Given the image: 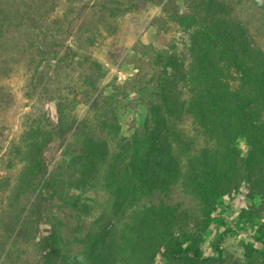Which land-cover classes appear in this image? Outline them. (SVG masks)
Instances as JSON below:
<instances>
[{
	"label": "rangeland",
	"instance_id": "rangeland-1",
	"mask_svg": "<svg viewBox=\"0 0 264 264\" xmlns=\"http://www.w3.org/2000/svg\"><path fill=\"white\" fill-rule=\"evenodd\" d=\"M212 1L32 2L40 28L14 35L13 48L0 49V223L7 204V183L21 166L28 124L36 118L42 123L47 119L57 122L59 103L67 116L78 118L79 125L65 137H55L46 153L53 183L42 220H37L34 202L26 199L28 234H37V238L10 241L0 264H42L40 236L45 227L54 224L62 234V257L57 264H82L79 255L82 251L86 257L94 253L98 240L108 243V249L114 247L108 231L120 226L121 218L113 210V193L102 180L104 164L82 168L72 160L87 134L115 145L114 135L103 128L104 114L90 107L98 88L115 96L112 102L102 99V103L115 109L121 135H146L160 126L157 118L164 119L159 131L174 147L182 171L189 156L213 143L185 109L191 95L185 77L191 60L190 35L176 18L178 13L193 14L202 23L203 17L221 14L211 7ZM219 1L228 7L222 14L240 19L264 49V0ZM34 42L43 44L48 49L46 56L56 59L42 57L43 63L37 67L41 59L31 47ZM34 83L38 87L30 96ZM236 143L247 155L250 146L246 137L240 136ZM180 183L153 188L142 194L139 202L176 205L182 212L181 222L187 218L206 224L201 247L204 256L213 259L205 264H264V196L250 195L244 186L222 194L203 222L206 215L201 201L184 192ZM155 262L176 264L159 256Z\"/></svg>",
	"mask_w": 264,
	"mask_h": 264
},
{
	"label": "trees",
	"instance_id": "trees-1",
	"mask_svg": "<svg viewBox=\"0 0 264 264\" xmlns=\"http://www.w3.org/2000/svg\"><path fill=\"white\" fill-rule=\"evenodd\" d=\"M33 1L0 0V49H12L14 35L40 28L32 11ZM211 4L221 14L203 17L202 23L193 14H176L190 35L191 60L185 77L191 95L185 109L213 140L189 156L184 171L174 147L159 131L164 119L157 118L160 126L146 135H121L115 109L102 103V99L112 102L115 96L100 88L91 96L90 107L102 111L103 128L116 142L112 146L105 138L87 134L80 153L72 160L82 168L104 164L102 180L113 193V210L120 216L121 225L108 231L114 247L108 249V243L98 240L90 256L81 252L82 264H133L136 260L137 264H157V256L176 264H205L213 259L204 256L201 247L206 224L187 218L181 222L182 212L176 205L140 204L141 195L153 188L181 182L184 192L201 201V211L206 215L203 222L222 194L244 186L250 195L264 196V49L240 19L222 14L228 9L225 2L213 0ZM32 46L37 49L36 58L41 59L37 67L43 63L42 57L56 59L46 56L48 49L43 44L34 42ZM92 85L96 87L94 80ZM37 87L34 83L30 96ZM40 119L25 128L21 166L7 183L0 257L10 241L37 238V234H28L26 199L34 202L37 220H42L53 183L46 153L55 137H65L79 125L78 118L67 116L59 103L57 122L47 119L42 123ZM240 136L246 137L250 146L247 155L236 143ZM178 226L182 228L177 230ZM61 244L62 234L56 224L45 227L40 236L42 264L58 263Z\"/></svg>",
	"mask_w": 264,
	"mask_h": 264
}]
</instances>
